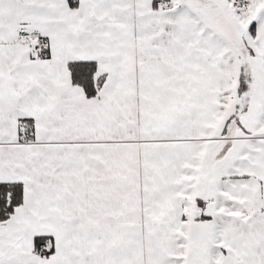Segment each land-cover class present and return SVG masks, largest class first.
Returning <instances> with one entry per match:
<instances>
[{
  "label": "snow or ice",
  "instance_id": "6c2138e0",
  "mask_svg": "<svg viewBox=\"0 0 264 264\" xmlns=\"http://www.w3.org/2000/svg\"><path fill=\"white\" fill-rule=\"evenodd\" d=\"M0 264H264V0H0Z\"/></svg>",
  "mask_w": 264,
  "mask_h": 264
}]
</instances>
